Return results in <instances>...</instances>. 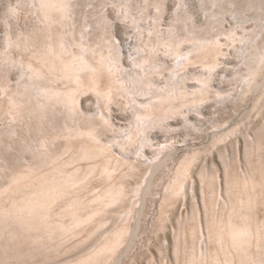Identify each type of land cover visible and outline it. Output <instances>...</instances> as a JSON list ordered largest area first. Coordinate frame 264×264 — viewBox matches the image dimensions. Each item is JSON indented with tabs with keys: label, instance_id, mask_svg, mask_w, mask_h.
<instances>
[{
	"label": "rangeland",
	"instance_id": "1",
	"mask_svg": "<svg viewBox=\"0 0 264 264\" xmlns=\"http://www.w3.org/2000/svg\"><path fill=\"white\" fill-rule=\"evenodd\" d=\"M43 1L0 0V264H228L213 236L233 202L264 233V0ZM51 48L101 75L30 81L26 65ZM175 49L191 62L178 67ZM200 80L207 96L192 102ZM45 87L75 89L77 102H48ZM151 102L165 114L156 125L136 117ZM54 177L65 193L25 224L13 204ZM112 187L122 195L105 206ZM72 212L83 222L68 230Z\"/></svg>",
	"mask_w": 264,
	"mask_h": 264
},
{
	"label": "bare ground",
	"instance_id": "2",
	"mask_svg": "<svg viewBox=\"0 0 264 264\" xmlns=\"http://www.w3.org/2000/svg\"><path fill=\"white\" fill-rule=\"evenodd\" d=\"M57 3L55 4L51 0H44L43 1V4L45 5V7L47 9H50V10L59 9L60 7L64 6V5H57ZM216 46H218V45H216ZM202 47H204V46L201 45L200 48H202ZM198 50H200V49L198 48ZM181 52L182 51H180V49L174 50V54H176L178 58H182V60L178 63V67L185 66L186 64L191 62V57L188 54H183ZM143 60L141 62H139L138 65L144 69L145 66H147L145 64H147L149 62V60L148 59H147L148 61L147 60L143 61ZM213 67H215V66H213ZM101 68L102 67H100V66L96 67L95 65H93L86 57H80L78 59H65L61 56L60 53H58L53 48H51L42 60V67H35L32 64H27L26 65L27 72L25 71L26 73H24V74L28 75L30 78V81L33 82L36 79L45 77L46 70H48L50 73L54 74L55 76H60L59 73L62 72L63 75L69 76L78 85H82V82H81L82 81V75H81L82 71H86V70L90 71L91 77L92 76L98 77L101 75ZM132 80H133L134 84L141 86V90H144L143 89V85H145V83L143 81L144 79H142L141 77H136V78H133ZM200 82H201V88L199 91L193 93V95H196V96H194L195 98L193 97L194 99L191 100L192 102H197L198 100H204L205 96H207L206 90H208V89H206V87L208 88V86H209L208 81L200 80ZM97 85H98V81L95 79L93 85H91L90 87L92 89H94L96 92L102 94L101 90L98 88ZM31 86H33V84H30L28 87H31ZM136 88H137V86H136ZM39 91H41L39 94L41 96H43V98L45 97V100L48 102L49 101H62V100L64 101V100H66L71 105H74L77 102V90H75V89L73 91H71L70 93H65V94H63L62 92H59L57 90H54L51 87L50 88H48V87L47 88L46 87L41 88ZM179 94L181 96L183 95V97H185V102L190 101L189 100L190 98L189 99L187 98L188 96L186 93L184 94L182 92L181 93L179 92ZM177 95H178V93H175L174 90L170 91V92L167 91V93L162 94V95L160 94L159 97H160L161 103L159 105L163 104L165 101L174 100L175 97H177ZM155 105L153 104V102L145 104V105L141 104L142 107L144 106L143 107L144 109L143 110H141V109L136 110L137 119L140 122H143L145 124H151V125H156V124L160 123L161 121H163L165 114L162 113V108L158 107L159 109H156ZM158 111L161 113H159ZM132 139H133V136H130V140H132ZM93 151H94V149L90 146L84 149V153L87 156L93 154ZM188 170H189L188 164L180 169L178 180L173 185V187L175 188V191H178V190L183 188V180H185V178L187 177ZM107 171H109V170L107 169ZM68 176H69V178H72V177H70V175H68ZM28 181H30V180H28ZM66 181H68V180H62L60 177L55 179V177H54L53 179L49 178L46 180L39 181L38 184H34L32 191L26 197H24V199L22 201H17V202L15 201V203L13 204V210H16V211H14V213H16L18 216L23 218V220L25 221V224L28 222H32V221H34L38 224V222L40 221L39 220L40 218L47 216L46 210H44V209H48L50 207V205L54 201H56V199L58 197H60L63 193H65V190H66L65 184H67ZM70 182L68 184H70ZM245 182H247V181H245ZM27 187H29V186H27ZM67 194H68V192H67ZM121 195H122L121 189H117V188L112 187L109 190H107V192L103 196H101L100 198H101V201L104 205L105 204L110 205V203L117 201L119 199V196H121ZM100 198H99V200H100ZM249 199H250V197H249ZM249 199H248V201H246L247 206L249 204H251V199L250 200ZM243 204H245V203H243L242 200L237 201V202H233L231 205V208L229 210V214L227 215L228 217L226 219L222 218L221 220H219V222H217V224H218L217 229L214 230L215 233L213 236V239L217 243V246H218V254L216 253L217 258H215V261H218V259H219L218 257L223 256L225 261L228 262V264H232L233 261L237 257H238V259L240 257H243V258H245V260L243 258H241V259L246 261L245 264H264L262 257H261V255L263 253L259 252L258 256H260V257L256 258V257H254L253 253L250 252V250H251L250 248H252L253 245L254 246L256 245L257 248H259V249L264 247V235H263L264 233L262 232V227L259 225L252 224L250 221H248L249 219L247 220V217L245 216L246 214L244 215L241 212V210H239L242 207L246 206V205L243 206ZM7 210L5 208V214L4 215H6L7 213L9 214L10 209L8 212H7ZM226 210H228V209H226ZM73 212H75V211H73ZM73 212H72V214H74ZM77 215H79V214H77ZM10 216H11V213H10ZM73 216H74V218L72 219V221H69V223H68L69 225H66L65 223L62 222V224H61L62 227L69 230L71 227L77 226L83 222L80 220L81 218L80 219H79V217L75 218V214ZM91 216H93V215H91ZM239 218H242V222L238 221ZM36 219H38V222ZM214 225H216V223ZM29 226H31V225H29ZM120 239H121V236H118L115 240L112 241V243L110 245L105 247V249L106 250L112 249L114 246H116V244L119 243ZM257 248H255V249H257ZM101 253H103V252H101ZM202 257L204 258L205 255L203 254ZM95 260H96V258L93 257L88 262L90 263V262H93ZM216 264H221V263H216Z\"/></svg>",
	"mask_w": 264,
	"mask_h": 264
}]
</instances>
